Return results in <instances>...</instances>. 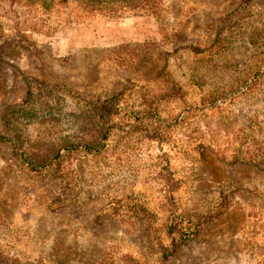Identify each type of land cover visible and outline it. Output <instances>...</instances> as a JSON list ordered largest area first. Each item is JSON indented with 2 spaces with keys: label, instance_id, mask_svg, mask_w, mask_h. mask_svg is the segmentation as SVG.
Returning a JSON list of instances; mask_svg holds the SVG:
<instances>
[{
  "label": "rangeland",
  "instance_id": "374dc122",
  "mask_svg": "<svg viewBox=\"0 0 264 264\" xmlns=\"http://www.w3.org/2000/svg\"><path fill=\"white\" fill-rule=\"evenodd\" d=\"M0 135V264H264V0H0Z\"/></svg>",
  "mask_w": 264,
  "mask_h": 264
},
{
  "label": "trees",
  "instance_id": "16d2710c",
  "mask_svg": "<svg viewBox=\"0 0 264 264\" xmlns=\"http://www.w3.org/2000/svg\"><path fill=\"white\" fill-rule=\"evenodd\" d=\"M72 0H62L63 3L69 2ZM80 1H90V0H80ZM15 43L18 44L21 47L26 48L27 47V37L22 34L21 32H18L17 36L14 38ZM29 47V46H28ZM174 90V89H173ZM176 94H178L176 92ZM94 112L97 114L100 118L102 119H109V118H116V117H124V116H133V112L129 111L127 108H124L121 104L113 101L105 102L104 104L97 106L96 108L94 107ZM8 139L2 135H0V144H5L8 143ZM83 149L88 152H94L93 147L88 146V145H77L76 147L70 148V147H64L61 150H59L50 160L44 161L40 164V168H52L55 170H58L62 163H63V156L61 152L63 150L65 151H74L76 149ZM23 157L25 154H22ZM27 160V163L32 165L34 164L33 161L31 162L30 159H25ZM164 172L165 176L169 182L170 185V193L172 194L173 192L177 191L179 188V182L174 178L172 175V172L169 169L168 164L164 167ZM171 201L174 202L173 196H171Z\"/></svg>",
  "mask_w": 264,
  "mask_h": 264
}]
</instances>
